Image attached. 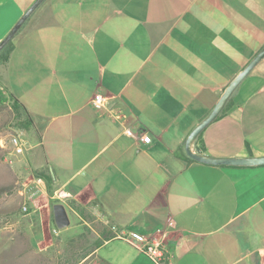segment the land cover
Listing matches in <instances>:
<instances>
[{"label": "crops", "instance_id": "1", "mask_svg": "<svg viewBox=\"0 0 264 264\" xmlns=\"http://www.w3.org/2000/svg\"><path fill=\"white\" fill-rule=\"evenodd\" d=\"M34 1L0 0V41ZM11 43L0 72L38 135L27 153L35 178L51 171L50 191L117 230L92 264H154L131 234L158 237L170 264H264V165L179 157L264 46V0H43ZM97 94L117 105L94 107ZM196 145L214 158L264 157V58Z\"/></svg>", "mask_w": 264, "mask_h": 264}, {"label": "rangeland", "instance_id": "2", "mask_svg": "<svg viewBox=\"0 0 264 264\" xmlns=\"http://www.w3.org/2000/svg\"><path fill=\"white\" fill-rule=\"evenodd\" d=\"M1 87L7 96L3 83ZM17 134L26 142V150L19 155L10 144ZM36 139L34 131L19 128L9 103H0V264H92L91 248L103 239L107 223L90 206L75 203L78 212L66 200L61 204L70 224L56 228L52 206L60 202L46 186L41 189L35 178L38 172L29 167L27 153ZM39 151V147L33 149ZM24 205L27 212L22 210Z\"/></svg>", "mask_w": 264, "mask_h": 264}, {"label": "water", "instance_id": "3", "mask_svg": "<svg viewBox=\"0 0 264 264\" xmlns=\"http://www.w3.org/2000/svg\"><path fill=\"white\" fill-rule=\"evenodd\" d=\"M43 0H35L21 15L18 21L11 27L8 33L0 41V51L11 41L23 23L40 5ZM264 58V46L250 59V61L230 80L224 87L218 100L211 111L200 120L189 132L184 141L185 154L193 161L213 166H235V167H254L264 165V157L246 158H214L203 154H198L193 150V144L200 133L213 122L223 110L227 100L232 96L236 88L251 70ZM53 177V176H52ZM54 178V177H53ZM53 221L57 229H64L70 224L69 216L63 204L57 203L52 206Z\"/></svg>", "mask_w": 264, "mask_h": 264}, {"label": "built area", "instance_id": "4", "mask_svg": "<svg viewBox=\"0 0 264 264\" xmlns=\"http://www.w3.org/2000/svg\"><path fill=\"white\" fill-rule=\"evenodd\" d=\"M116 100L117 99L115 97H106V96L97 94V95H94L91 102L93 106L98 109L111 111L117 105ZM124 134L129 137L133 136V133L128 129L124 131ZM140 138L145 142L149 141V137L145 133L141 132ZM10 144L15 154H18V155L23 154L24 151L26 150V142L22 139L20 134L12 136L10 139ZM36 182L40 185L41 189L44 191L46 188L44 180L41 178H38L36 179ZM55 197L60 203H64L66 200H68L69 196L59 191L58 193H56ZM22 210L24 212H27L28 210L27 206L24 205L22 207ZM168 226L171 229H175L176 227L175 223L171 219H168ZM129 239H130V242L134 243L138 247L139 251L143 253L152 263L170 264L169 254L164 244L158 237H151V238L145 239L137 235L131 234Z\"/></svg>", "mask_w": 264, "mask_h": 264}, {"label": "trees", "instance_id": "5", "mask_svg": "<svg viewBox=\"0 0 264 264\" xmlns=\"http://www.w3.org/2000/svg\"><path fill=\"white\" fill-rule=\"evenodd\" d=\"M11 48H12V43L10 41L0 51V68L3 67L5 65V63L7 62L9 53L11 51ZM2 83H3V78H2V75H1V72H0V103H2L3 101H7L9 103L10 111L12 112L15 121L18 122L19 128L21 130H23V131L33 130L36 133V131L34 130L33 122L31 120L28 112L26 111V109L11 94L7 93V96L4 95V93L2 92V87H1V84ZM231 98H232V96L227 100V102H226L223 110L221 111L220 115L217 118L221 117V115L229 108V106L231 105ZM197 140H198V138L196 139L195 143H197ZM195 152L198 153V154H203L204 153V149H203V147H201V145H196L195 146ZM176 155L179 156L177 153H176ZM179 157L182 158L183 160L187 161V162H194L185 153L182 154ZM42 178L46 182L48 191H50L49 185H51V183H52V177H51V175L50 174L44 175V176H42ZM1 193L2 192L0 191V194ZM50 193H51V191H50ZM70 204L76 210H78V212H80V209H78V207H75L74 206L75 201H71ZM116 233H117V230H115L113 228V226H111L110 223H107V227H106V229H105V231L103 233V239L101 241H98V242L95 243V245L91 248L92 252L95 251L96 249H98L99 246L103 242L108 241V240L114 238L117 235ZM85 257H86V255L84 257H82V259H84Z\"/></svg>", "mask_w": 264, "mask_h": 264}]
</instances>
